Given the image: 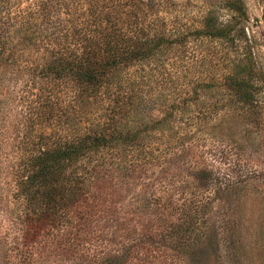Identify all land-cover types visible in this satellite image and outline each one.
Here are the masks:
<instances>
[{
    "label": "rangeland",
    "instance_id": "rangeland-1",
    "mask_svg": "<svg viewBox=\"0 0 264 264\" xmlns=\"http://www.w3.org/2000/svg\"><path fill=\"white\" fill-rule=\"evenodd\" d=\"M34 1H14L11 21L22 20L23 28L11 30L0 62V264H264V113L262 122L254 123L231 106L220 84L231 69L230 49L219 40L189 35L200 28L206 11L229 18L222 0H156L167 26L187 33L183 47L176 43L161 62L137 65L125 76L136 81L143 99L152 100L154 116L160 115L172 93L190 96L197 83L214 82L205 91L197 88L201 91L189 108L201 114L218 100L226 104L222 110L173 121L202 123L184 129L194 136L184 138L181 161L172 160L166 172V161L154 159L103 174L99 192L93 194L97 198L69 210L34 243L24 244L26 207L17 193L16 175L29 143L41 133L52 141L60 132L52 115L60 111L67 90L38 74L42 63L53 58L56 43L24 37V17L31 15L28 6ZM243 1L245 32L253 37L252 50L263 72L262 92L264 0ZM39 29L43 35L59 34L46 24ZM48 100L53 103L50 110ZM153 145L154 155L166 148L157 139ZM167 149L176 152L177 139L168 141ZM107 156L103 153L99 160ZM185 205L192 206L189 229L179 228L170 236L169 221Z\"/></svg>",
    "mask_w": 264,
    "mask_h": 264
},
{
    "label": "trees",
    "instance_id": "trees-1",
    "mask_svg": "<svg viewBox=\"0 0 264 264\" xmlns=\"http://www.w3.org/2000/svg\"><path fill=\"white\" fill-rule=\"evenodd\" d=\"M14 1L0 0V62L11 30L23 28L22 20L11 21ZM221 4L231 13L228 19H219L206 11L200 28L189 35L219 40L230 49L231 69L222 76L220 84L227 91L232 107H238L254 123H261L263 72L252 50L253 37L245 32L244 1L222 0ZM158 6L156 0H35L28 6L31 15L24 17V37L56 43L53 58L42 63L38 74L54 79L67 90L59 102L60 111L52 115L59 121L60 132L52 141L41 133L42 137L29 143L16 175L17 193L26 207L22 217L25 245L34 243L39 233L47 231L51 223L66 216L69 210L97 198L93 194L99 192L103 174L133 169L136 162L159 159L166 161V172L172 160L181 161L185 156L184 138L194 136H188L190 131L184 129L202 124L173 121L197 119L198 115L207 117L211 112L216 115L226 105L214 100L207 104L209 110L201 114L190 109L191 101L198 97L197 91H201L197 88L205 91L214 85L213 81L197 83L190 96L172 93L160 115L154 116L152 100L140 96L134 79L126 80L128 70L136 69L137 65L156 64V60L161 62L176 43L177 47H183L187 33L169 28L159 15ZM43 24L55 28L59 34L43 35L39 29ZM52 104L48 100L46 107L50 110ZM155 139L166 145L157 155H154ZM172 139H177L180 151L167 149ZM128 152L135 154L128 159L125 157ZM103 153L108 158L99 160ZM191 207H179L177 215L169 221L170 236L179 228L183 232L189 229Z\"/></svg>",
    "mask_w": 264,
    "mask_h": 264
}]
</instances>
